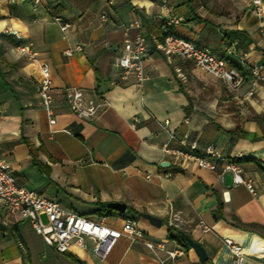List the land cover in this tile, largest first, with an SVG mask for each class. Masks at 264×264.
<instances>
[{"label":"crops","instance_id":"obj_1","mask_svg":"<svg viewBox=\"0 0 264 264\" xmlns=\"http://www.w3.org/2000/svg\"><path fill=\"white\" fill-rule=\"evenodd\" d=\"M249 2L168 0L172 13L181 18L177 34L208 44L225 57V47L235 42L238 51L246 53L247 64L260 68L263 79L250 96L248 70L239 68L244 81L231 90L191 60L178 56L169 60L153 48L141 86L132 77L116 82L113 61L125 39L123 26L134 16V3L154 15L162 12L158 0H42L37 7L32 0H1L0 154L17 182L67 210L117 229L125 218L98 213L99 203H125L130 209L126 216L140 217L138 225L148 236L166 240L168 248L183 247L185 254L166 264H231L233 254L225 238L242 245V264H264V0L259 15L250 10ZM53 15L69 27L62 30ZM157 25L147 31L149 35ZM134 33L131 29L129 37ZM76 44L82 46L80 52L64 54ZM21 47L50 65L53 124L37 92L40 68ZM66 86L82 88L106 104L94 118H78L63 98ZM164 120L178 138L188 133L196 140L197 151L212 143L227 159L242 155V173L253 179L255 194L244 185H233L228 172L218 178L216 171L192 161L175 164L161 150L167 133L158 122ZM161 162L169 166L162 167ZM223 164L216 161L218 171ZM166 172L171 175L163 176ZM140 213L160 217L161 225H152ZM23 221L0 208V222L5 225L0 229V264H29L33 247L19 227ZM201 223L208 226L206 231ZM176 230L204 247V262ZM39 237L44 264H77L69 254L85 264H160L145 246L126 236L102 262L77 247L57 253Z\"/></svg>","mask_w":264,"mask_h":264},{"label":"built area","instance_id":"obj_2","mask_svg":"<svg viewBox=\"0 0 264 264\" xmlns=\"http://www.w3.org/2000/svg\"><path fill=\"white\" fill-rule=\"evenodd\" d=\"M1 1V0H0ZM15 1V0H10ZM162 6V12L154 15L145 14L137 4L134 3V16L123 27L125 39L121 48L113 61V67L117 71L116 82L128 81L134 78L136 84L141 86L147 77L145 62L151 56V49L162 52L169 60L172 56H178L191 60L200 69L223 80L231 90H236L244 81V72L251 74V86L247 92L250 96L254 93L256 86L263 79L260 68L256 65H248L246 53L238 51L236 43L232 42L225 47L228 57L221 56L208 44H197L179 35L175 31V26L181 22V18L172 13V8L168 0H158ZM33 6L37 7L42 0H32ZM248 7L259 15L262 11V0H250ZM49 10V8L47 7ZM105 19V14H101ZM52 19L60 24L62 30L69 27L68 22H64L58 15H53ZM148 22L158 24L157 31L152 34L147 32ZM135 30L133 37H129V31ZM18 36L15 30H5ZM82 46L76 44L66 48L64 54L70 56L75 52H80ZM27 57L36 62L40 68V78L37 81V92L41 100V105L49 117V122L53 124V103L55 100L50 65L46 61H40L35 52H31L27 47H21ZM235 60V63L231 59ZM177 72L180 73L179 68ZM63 98L70 111L78 118L90 120L94 118L102 106L106 104L102 98L87 93L82 88L76 86H66L62 90ZM0 103V114H1ZM134 122L139 123L140 119L134 118ZM159 126L167 133V140L162 144L163 154L172 157L177 165L185 164L188 161L194 162L200 167H205L216 171V176L222 178L223 174H231L233 185H244L249 192L255 194L256 189L253 179L243 176L241 163L237 160L242 155H235L234 159H227L221 155L220 151L212 144H207L202 150L197 151V141L191 140L188 133L182 134L178 138L175 132L168 128V120L158 122ZM176 142V145H172ZM224 162L220 171L216 168V161ZM159 174L158 176H160ZM170 172L163 174L169 177ZM151 179V175H146ZM0 208L6 214L30 221L34 231L39 234L42 240L57 253L73 251V247L88 250L90 254L99 261H105L117 240L121 236H126L132 242H140L147 248L160 264H166V260H175L184 255L185 251L180 245L172 248L166 246V240L153 239L138 225L134 216L124 219L120 229L111 227L103 221L93 219L89 216L73 212L63 208L59 202L48 198L17 182L16 177L10 172L6 160L0 154ZM43 217L45 220H43ZM202 230L206 231L208 226L201 223ZM91 238V241L88 240ZM233 254L231 264H242L244 261V249L242 245L231 239H224Z\"/></svg>","mask_w":264,"mask_h":264},{"label":"water","instance_id":"obj_3","mask_svg":"<svg viewBox=\"0 0 264 264\" xmlns=\"http://www.w3.org/2000/svg\"><path fill=\"white\" fill-rule=\"evenodd\" d=\"M160 165L162 167H167L169 166V162H161ZM106 206L109 208L115 209L117 211H120V212H124L126 208V204L123 202H119V201L107 202ZM140 216L147 219L154 226L159 227L161 225L162 219L160 217H156L148 213H140ZM0 229L1 230L5 229V225L1 222H0ZM179 233L182 235L185 241L194 249L199 260L201 262H204L207 259V253L204 247L198 241L193 239L188 233L182 230H180Z\"/></svg>","mask_w":264,"mask_h":264},{"label":"rangeland","instance_id":"obj_4","mask_svg":"<svg viewBox=\"0 0 264 264\" xmlns=\"http://www.w3.org/2000/svg\"><path fill=\"white\" fill-rule=\"evenodd\" d=\"M126 213H130V209L126 208V210L124 211ZM136 219L139 220L140 217H138L137 215H135ZM25 221L23 222H19V227L22 231V233L24 234V237L26 238V240L29 241V243H31L32 245V252H31V257L28 258L29 264H44L43 261H41V252L37 246V240L40 238L39 235H37V233L34 231V229L31 227V224L29 223V221L27 219H23ZM43 220H45V218L43 217ZM8 229L11 228L10 225L7 226Z\"/></svg>","mask_w":264,"mask_h":264},{"label":"trees","instance_id":"obj_5","mask_svg":"<svg viewBox=\"0 0 264 264\" xmlns=\"http://www.w3.org/2000/svg\"><path fill=\"white\" fill-rule=\"evenodd\" d=\"M154 23L155 22H148V20H146V24H147V31H151V30H153V28H154ZM158 26V25H157ZM158 29H156L155 31H157ZM241 158H243V157H240V158H238L237 160L238 161H240L241 160ZM99 208H98V210H97V212L98 213H105V214H111V213H117V214H120V215H122L124 218H127V216H126V214H125V212H120V211H117V210H115V209H112V208H109V207H107L106 206V203L104 204V203H99ZM176 233H177V235L181 238V240H183L184 241V244L185 245H188V243L185 241V239L182 237V235L179 233V230H176ZM70 255V257H71V259L75 262V263H77V264H85L80 258H78L77 256H75V255H73V254H69Z\"/></svg>","mask_w":264,"mask_h":264}]
</instances>
